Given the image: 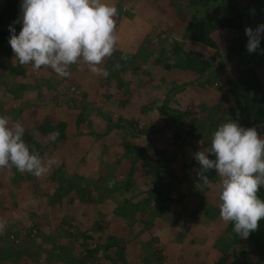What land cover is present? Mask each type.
I'll return each mask as SVG.
<instances>
[{
  "label": "crops",
  "instance_id": "1",
  "mask_svg": "<svg viewBox=\"0 0 264 264\" xmlns=\"http://www.w3.org/2000/svg\"><path fill=\"white\" fill-rule=\"evenodd\" d=\"M15 1L21 4V0H15ZM152 1L154 3H157L156 0H152ZM153 2L151 3V0H101V3H105L109 6H115L118 11L117 16L119 19L117 17L114 18L116 20V28L113 32V35L117 37L116 43L114 44V49H115L114 52L116 51V53H120L122 55L128 54L127 56L130 61V67H128L127 69L126 72L127 80L125 82L118 80L115 76L116 74L120 75L122 73V69L117 66V61H114V59H110L108 62L106 57L103 58L102 62L98 64L96 68L106 70L108 72V75L113 74L114 78L110 82L106 80V77L108 75L105 77L102 74H96V73L94 74H96L95 76L97 78L92 76L90 78L91 80L90 81L88 80L89 79L88 77L90 76L89 74H82L76 72L75 69L77 68V66L76 64H72L70 65V70L72 72L71 79L73 80V82L76 83V85L75 86L71 85L69 86V88L64 86L62 88L60 85L57 84L55 85L56 89L54 88L53 90H51L50 85L46 84V78L47 76L50 75L48 71L44 70L46 66H41L40 70H34L33 68L31 69L29 66V70H27L26 68H25L26 70L23 69L24 76L16 77V79L13 80L11 85H8L7 83L8 86L5 85L2 86V80L0 79V116H7L9 118L10 127L14 126L17 122H19L21 125H23L25 129L24 133L33 130L34 136L32 135L31 132L30 133L34 138V140L37 134L41 135L42 136L41 137L42 140L40 143L41 146H48L49 144H52V141H54V135L52 133L41 134L42 132L40 130H36V128L40 124H42V122L45 119H47V117L48 120L50 121L63 122L65 125L63 129L59 132L63 135V138L58 140V143L55 145H58L59 143L64 141L67 143V151H69L70 153L77 152L78 154L81 155L84 153V151H82V149H79L76 146V140L81 141V143H85V144L88 143L86 138H84L85 134L92 135V133L93 134L97 133L102 135V133H105L106 136L113 137L116 136V132H117L116 128L113 126L114 124L118 123L119 127L121 126V124H123L124 126L125 125L124 122L130 123L133 121H137L138 124L141 118L145 120V123L148 126V124L151 123L149 119H151L150 117L152 116V112L151 113L148 112L150 111L151 108L148 107H150V103L153 102L154 99L149 101L146 96L148 92V85L145 84L147 82L146 77H144V79H141L143 80L142 81L143 85L142 83L139 84L137 82L139 78L142 75H144L142 74L143 70L150 72H152V69L160 70V65H159L160 59H157V57L153 53H158L160 47V40H163L162 35L164 33L161 31V25L163 24V22L161 20L154 19L155 18L154 14L156 11L155 8H157L159 12L162 13V15L163 14L165 15L166 13L173 11L170 10L169 6L166 7L165 5H159L160 3H158V5L156 6L155 4H153ZM152 5L155 6L153 7ZM3 7H4V1L0 0V12L2 11ZM164 15L162 17H164ZM119 20L121 21L120 23ZM171 23H172L171 21H166L164 23L166 25L165 26L166 29L168 28L167 25ZM20 28L21 25L19 24V30L17 34L19 33ZM154 46L156 48H154ZM77 62L82 63L86 61H84L83 57L81 56L78 57ZM28 71H30L31 75L28 74ZM4 72L7 73L6 69L4 70ZM56 76L59 77V75ZM136 88H141V92L138 93L136 91ZM89 92L92 95L91 100H90ZM155 92L152 93L154 94ZM169 92H171V96L174 99L176 95V89H172ZM133 95H138L139 97L131 100ZM101 97L103 98L101 99ZM172 101L167 102L166 104H162V106L167 105L168 107L167 111L169 112L172 111L177 112L174 109V105L172 104ZM72 102H76V104H73ZM91 102H93L94 104H90ZM100 103L101 105H99ZM110 104L115 110L113 112H108V113L103 112L102 108ZM32 105L36 106V109H33ZM186 107L189 106L185 104L182 107V109L185 110L190 108V107L189 108ZM129 108H132L134 111L128 112ZM60 109L63 110V116L57 118L54 115H52L53 113H57V111H60ZM126 109H127V113L125 112ZM153 110L155 113L156 109L154 108ZM105 115L110 116L109 119H106L107 121L106 125L108 123L111 124L108 130H105V128L102 126L103 124L101 117L104 118ZM155 115L157 120H159L158 117L160 114L157 112V114L155 113ZM80 118H81L79 122L80 125L78 126L77 123ZM113 118L114 120H116V123H112L111 120ZM82 119L84 122L82 121ZM141 133H143V131ZM138 139H139V135L137 136V140ZM36 141L37 140H35V142ZM55 151H57V149L53 150V152ZM157 155L159 156V158H161L162 165L164 168V169L161 168L160 169L161 171H165L167 173L171 171L174 175L180 174L185 171L184 170L181 172L180 170L181 167L180 165L182 163L186 164L187 167L191 168V166L189 165V163L192 162V160L189 158V156L190 157L192 156L191 153H189L188 155V152L185 151L176 152L175 150L168 153L167 150H164L163 153H158ZM154 156H156L155 151H153V157ZM169 159L171 160L169 161ZM131 166L132 165L129 164V167L127 168V172L125 174L126 176L130 171L133 172L134 168ZM196 166L198 167L197 163ZM107 170L109 169L104 167L105 173L106 172L108 173ZM143 171L146 173L145 176L149 180L148 184L146 183L148 181L142 182L147 188L152 180L149 178L147 171L144 169ZM95 172H98V169L95 168L94 170H92V173ZM19 173L20 172L14 166L11 168H0V207H4L5 203H8L13 208V211L9 213L10 214L9 219L6 216L3 217L5 218L3 221L2 219H0V226H2L0 227V231L3 229L1 231V233L3 234L2 235L3 238L6 237L5 234H10L5 232L7 227L9 226V223L18 224L21 227V231H19V234L21 236H25L30 233L33 234L36 233L37 226L31 223V219L33 220V217L34 218L36 216L38 217L37 213L40 207L42 206V204L45 203L46 205L45 208L47 209L46 210L47 213L50 215V217H53L52 220L56 221L55 223H57V225L55 224L56 226H54V229L49 231L47 230L48 231L47 234L51 237L54 236L55 237L59 236L61 238L66 237L65 241L67 243H70V240L68 239L69 237L77 236L79 235V233H82L80 232V230H76V232L78 231L77 235L76 233L75 234L73 232L71 233L72 230L73 231L75 230V227H73L70 230L69 223H71L73 220L76 219L81 222L83 221L87 222L82 225L83 227H85V225L88 223H90V226H92L91 227L92 230L90 228V231L85 228L84 233L81 236H84L86 234H92V236L93 235L101 236L102 238L108 236L109 238V236L112 235L117 237L119 233H122L124 236L127 237V235L131 233L133 228H138L140 234L147 232L149 234L150 232L149 230L152 231L157 230L160 233L158 235L159 238H156L151 233L150 236H148V239L153 238L152 244L154 243L155 240H157L154 245H156L159 254L163 257L157 264H213L217 257L216 251L213 247V241L217 236L221 234V232L225 231L227 227H229V223H230V222H226V223L220 222V225L217 224L215 231L216 234L212 237L206 238L205 233L207 229H205L201 232V236H198L197 238H193L194 236H192L193 234L191 230L188 229L189 224H187V222H189V218L199 217L200 219L198 220L204 221L205 224L211 230L212 227L209 225L211 224V222H215L216 213L213 218H204V216L200 217V214H198L197 210H193L194 213L192 212L190 214H187L185 212H181L178 215V211L175 210L176 208H178V204H179V208L186 207V205L189 206L191 203H193L192 201L193 199L188 200L189 197H187L186 199H180L179 202H177L176 198L170 197L168 200L169 204L165 203V205L169 206V209L163 211L164 213L157 214L156 218L152 222H150L151 217L149 215L145 218L140 217L139 215H134L133 218L129 217V219L124 220V221L126 220L129 221L128 226L122 224V227L117 228L116 230L117 232H115V230L111 231L112 225H111V229H108V224H109L108 219H114L116 216L114 217L113 215L112 216L109 215V217L107 218L105 214V216L103 217L106 218H103L102 215H99V212H93L94 210L104 211L106 207L105 205H110L112 203V201H110L108 197H102L101 194L99 195L95 194L96 196H94V193L91 192L90 196L84 198L86 201L88 200L89 207L86 208L83 206L81 202H78L80 206H83V208L81 209L76 208L77 212L80 211L79 215L73 218L72 220H70L69 218L70 212H68V214L64 212L70 211L68 210L69 208L67 206H71L70 203V201H72L71 199L70 200L69 198H67V200L64 198L56 199L49 195H47V197H37L36 189L42 187V185L38 182L26 183V180L23 179L22 175ZM133 173H132V181L134 184L137 185L142 180L138 181L135 176L136 174ZM118 177L120 178L121 176L118 175ZM208 177H209V181H211L212 183H211V187L205 185L207 186V188H205V192L209 190L211 191L210 199L209 196L206 199H204L202 196H199V200L196 197H194L198 200V203L194 208L197 209L199 208L201 212L204 209L215 210L212 209L214 204L216 205L217 203L218 205L220 202L219 194L217 195V193L219 192V188L221 185V178L217 180V179H213L214 176H208ZM87 179L88 180H85V182L91 184L94 183L95 190L102 188L101 186L102 181L98 180L97 178L92 179L91 177L90 178L88 177ZM3 183H6L5 188L8 191H10L7 193V195L11 194V196L10 195L5 196L4 190H1L2 189L1 185H3ZM187 184L189 185V187L187 186L186 191L191 192V197H193V193L196 192V190L192 189L189 181L187 182ZM80 186L83 185L81 184ZM177 190H179V188H177ZM151 194L153 193L151 192ZM13 196L15 198L12 201ZM97 196L98 197L100 196L99 197L100 201L96 200L98 198ZM76 199L80 200L78 197ZM108 201H110V204L108 203ZM54 203H56L57 205L64 204L63 206L66 205V207L64 208L56 207V209L54 207L47 208V206H49L50 204L54 205ZM93 207H98V209ZM176 214L179 216V219L175 224L174 223L172 224V221L176 217ZM4 221H9V222H7L6 225H4L3 224ZM97 221L105 222L104 224L107 227V233L106 232L103 233L100 230L95 229L94 224ZM62 222L66 224L64 225L62 224ZM147 224H149L148 227H146ZM181 226L185 228H182ZM179 235H181L182 237L179 238ZM82 240L83 238L80 240H76V243L72 245L74 246L73 250L75 252L78 250L80 251V249H83L84 250L83 252L91 250L89 245L84 244L81 246V243L83 242ZM103 240L106 241V239ZM97 241L98 239L97 240L95 239L92 242L90 241L87 242L88 244L91 243L96 244ZM123 242H126V240ZM70 244H68L67 247L65 248L67 250L66 253L68 255L71 253V251H69ZM206 244H209L211 249H203L202 247ZM131 245L132 244L125 243L122 244V247H119L118 244L119 247L118 249L120 250L121 254L117 256L119 262L116 264H152V259L155 256H157L155 254V249L152 248L153 247L152 245H148V243L147 244L144 243L141 246H138V244L135 243L133 245L134 248H132ZM97 247L98 246H95V249H98ZM138 250L141 253V256H143L142 253L145 252H149V254L146 257L145 256L139 257V255H136ZM239 250L240 247H237L236 245L230 242L227 253L230 256L236 255ZM0 252L2 251L0 250ZM41 253H40L41 257L45 256L44 254H46L45 251L42 250ZM99 253L100 252L97 251V255L94 258H89V260L91 261V263L89 264H93V262L98 260L100 257H102V261L100 262L98 260L99 262L98 264L109 263L108 261L109 258H103V255ZM109 253L111 252L108 251V254ZM111 256L112 255L110 254L109 257ZM144 257L148 259H146L145 261L140 260V258H144ZM4 259H2V257L0 256V260H2L0 261V264H8V262H4L5 261ZM10 261L11 263H13V259H11ZM79 262L80 260L74 261L75 264H79ZM153 264H156V262Z\"/></svg>",
  "mask_w": 264,
  "mask_h": 264
},
{
  "label": "rangeland",
  "instance_id": "2",
  "mask_svg": "<svg viewBox=\"0 0 264 264\" xmlns=\"http://www.w3.org/2000/svg\"><path fill=\"white\" fill-rule=\"evenodd\" d=\"M152 2L153 1L151 0V3ZM159 3H160L159 5H164V3L162 4V2H159ZM262 3H263V5H261ZM153 4H155L156 6L158 5V3H154V2H153ZM218 4H220V7L225 6V5H231V6L235 5L236 6L235 8L240 13L243 14L244 20H243V24L241 27L240 36L247 37L245 35V28L246 27H252L253 29H255L258 24H264V0H223V1H218ZM155 5H152V6L154 7ZM208 6L206 5L205 8L201 7L200 13L198 14L203 19L213 21L217 16H220V15H227L228 14L227 16H230V12H227V10L221 11V9L219 7H217L220 10V11H217L214 8L212 9V6H210V8H208ZM252 9L259 11L257 16L252 15V11H250ZM170 10H173V11L168 12L167 14L164 15V17L159 18V20H161L163 23H165L166 21H171L173 23L172 31H174V33H176V32H180L182 30L181 32L183 34V25H185V23H187L189 21L191 12L188 9H185L184 7H179V8L176 7L175 9L170 8ZM117 18H118V16H117ZM120 22L121 21L119 20V23ZM163 33L164 34L162 35V38L170 37V39H171L170 41H176L178 44L177 48L181 49L182 52L192 51L193 53L200 55V57L206 61L210 60L213 55H215V54L216 55H215L214 60H213L212 69L210 71L206 72L204 74V76L199 74V78L195 74L196 72L194 71L196 65H194L193 67H190V65L186 64V65L182 66L183 65L182 64V65L178 66V68L171 69L172 72L166 73L164 76H161V72L159 70L155 72V70L152 69L151 74L153 73L154 76H152V81L150 80V82H148V84H147L148 85V92L146 94L149 101L154 99V101L151 102L150 104H166L167 102H171L173 100L172 104L174 105V109L180 113L184 112L182 107L185 104L187 106H189L190 108L196 109L197 110V111H195L196 113L199 112V108L203 104L206 106L215 105L213 108V112L211 114V120H216L217 128L220 124L228 122V120L231 119L232 115L228 112L227 113L224 112V114L222 116H220V113H219L220 107L219 106L221 103L218 101V93H217V89L220 90L225 85V79L222 75H220V69H217V66L221 65V64H227L226 68L230 67L229 63H227L228 52L224 48L225 45L223 43V42L227 43V38H228L225 35L224 31H221V32L216 31L213 33V35H216L218 37L217 43L220 44V46L218 47L219 49L217 50V51H219L218 53H215L214 50L209 49L202 44L186 40L185 37H178L176 35H174L172 37L170 32H168L169 34L166 32H163ZM262 39L264 40V38H262ZM170 41L163 44V47H164L163 55L164 56H168L169 54L175 53L174 50L171 48L172 44ZM6 48L8 49V47H6ZM154 48H156V47L154 46ZM177 51H178V49H177ZM127 55L126 54L122 55L120 53H116V51H115V52H113V54L110 57L106 56V59L108 62L110 59H114V61H117V66L122 69V73L120 75H118V74L115 75L116 78L122 82H125L127 80L126 72H127L128 67H130V61H129ZM10 58L14 64V66L17 62V66L21 69L26 68L27 70H29V66L32 69L31 65H22L19 63L18 60H15L13 52L11 53ZM157 59H159V58H157ZM97 65H90L87 62H82V63L76 62L77 68L75 69V71L78 73H82V74H89L90 76L88 77L89 78L88 80H90V78L92 76L97 78L95 76L96 74H94L93 72L90 71V69L92 67H97ZM67 67H68V71H69V77H61V76L58 77V76H56L58 74H56L54 71H52L49 67H46L44 69L50 73V75L47 76V78H46V84L50 85L51 90H53L54 88L56 89L55 85H57V84L60 85L62 88L64 86L69 88V86H71V85H74V86L76 85V83L73 82V80L71 79L72 72L70 70V65ZM255 71H256L257 76L259 77L260 81L264 84V77H263L264 72H261L260 69H255ZM28 74L31 75L30 71H28ZM2 79H3L4 84H7V83L10 84L13 82V80L16 79V77H14L12 75L10 77H3ZM101 84H102V82H101ZM2 86H3V84H2ZM68 88H66V89H68ZM174 88L176 89V95H175V98L173 99V97L171 96V92H169V91L166 92V91L174 89ZM165 89H166V91H165ZM136 91L138 93H140L141 88H136ZM152 92H155V93L153 94ZM89 96H90V100H91L92 95L90 94V92H89ZM137 97H139V96L133 95L131 100L136 99ZM102 98L103 97H101V99ZM72 103L76 104V102H72ZM90 104H94V103L91 102ZM180 104H183V105H180ZM99 105H101V103ZM189 107H186V108H189ZM114 110L115 109L111 106V104L108 106H104L102 108V111L105 113L113 112ZM133 111L134 110L132 108H129V110H128V112H133ZM144 111H145V109H144ZM125 112L127 113V109L125 110ZM52 115H54L57 118H60L61 116H63V110L60 109V111H57V113H53ZM152 117L156 118L155 113H154V115L152 114V116L150 118H152ZM109 118H110V116L108 115L107 119H109ZM158 118H159L158 121L166 123V127L161 128V129H152V131L149 133L147 132L149 126H147V124L145 123V120L143 118H141L140 122L138 124H136L135 127H133V128L130 125H126V123L124 126H123V124H121L122 127L121 126L117 127L118 129L115 127L117 132H116V136H113V137H108L105 135V133H102V135L97 134V133L96 134L92 133V135L85 134L84 138H86L88 143L85 144V143H81V141H79V140H76V146L79 149H82V151H84V153L82 155L78 154L77 152L70 153L69 151H67V143L64 141L59 143L58 145H56L57 151H55L53 153H49V154L43 152V155H41L42 159L40 160V164L38 165V167L43 169L44 171H42L41 176L39 178H37V182L40 183L42 185V187H39L36 189L37 197H47V195H49V196H54V197H56V196L61 197V198H64L66 200H67V198H69V200L71 199L72 200V201H70L71 206H67L69 208L68 210H70V211H65L64 213L68 214V212H70L69 218H70V220H72L73 218H75L79 215L80 211L77 212V209H81V208H83V206L86 208L89 207L88 206V200L86 201L84 198L87 196H90L91 192L94 193V196L101 194L103 197L106 196L109 199L110 193L107 190L108 187L102 186V188H105L106 190H103L102 188L95 190L94 183L91 184V183L85 182V180H88L87 179L88 177L89 178L91 177L92 179L97 178L98 180L102 181L103 176L108 177L109 175H111L112 179H113L112 182L114 184L116 183L117 185H120V184H122V181L126 177L125 174L127 172V168L129 167V164L131 162L130 160H135L133 165L131 166L134 168L133 172H135V173H133V174H136L135 176H136V179L138 181H140V180H142V182L148 181V182H146L148 184L149 180L146 178V176H145L146 173L143 171L144 159L149 158L148 161H153V159H155V156L153 157V151H155L156 156H157L158 152H156V151L158 149L163 148V149H166L168 151V153H170L173 150H175L176 152L185 151V152H188V155H189V153H191L192 156L191 157L189 156V158L192 160V162L189 163L191 168L188 167L189 168L188 169L186 167L185 171L179 174V178H181L180 180L176 179L175 177L170 180L169 186L171 187L172 191L169 193L168 199H166L164 197L162 198L160 195H158L157 201H154L155 206L160 207L162 205H165V203L169 204L168 200L170 197L176 198L177 202H179L180 199H186L187 197H189L188 200L193 199L192 200L193 203H191L189 206L186 205V207H182V208H179V204H178V208H176L175 210L178 211L179 213L185 212L187 214L194 212L193 210H197V212L200 213L201 212L200 209L199 208L197 209L194 207L198 203L199 196H202L204 199H206L209 196V199H210L211 191L209 190V191L205 192V188H207V186H205V185H208V187H211L212 182L209 181L207 184H205L199 179V177H198V170L199 169L198 168L200 166L194 159V153L197 151H206L207 140L205 139L203 142L201 140L196 139V140H191L189 143L190 144L189 146L181 145V141L183 140L184 135L187 133L186 124L187 123L191 124V122L187 121L184 123L185 125L182 124L181 122L172 123L171 121H168L167 118L162 114H160ZM45 120H48V117ZM80 120H81V118L79 119V121L77 123L78 126L80 125L79 124ZM82 121H83V119H82ZM111 121H112V123H116V120H114V118ZM233 122H237L241 126L243 124L241 121V117L239 115H236V118L233 120ZM128 124H130V123L128 122ZM119 128H121V129H119ZM142 131L144 133H141ZM139 132L141 134H139ZM152 132H154V133H152ZM33 133L34 132H32V135L34 136ZM138 134H139V139L137 140ZM100 136H101V139H100ZM41 137L42 136L39 134H37L35 136V140H37L36 142L38 145L41 143V140H42ZM263 138H264V136H263ZM92 140H94V141H92ZM122 143L128 144L129 146H133L134 144L138 145L139 147L145 149V151L143 152V154H135V153H133V151H127L126 149H124V147L122 146ZM102 149H105V153L102 151ZM106 152H107V154H106ZM196 163H197L198 167L196 166ZM104 167L109 169L108 170L109 173H103ZM95 168L98 169V172L92 173V170H94ZM19 174H21L22 178L26 180V183L35 182L36 176H34L33 174L21 173V172ZM19 174H17V175H19ZM118 175H120L121 177L119 178ZM211 175H214L217 180L220 179V177L218 176V174L216 172L211 174ZM188 181H189L192 189L196 190V192L193 193V197H191V192L186 191L187 186H188V184H187ZM81 184L83 186H80ZM84 184H85V186H84ZM219 184H220V182H219ZM89 185H90V187H89ZM160 185L161 184L156 185V188H150L149 190L147 189L146 191H144L143 187L137 185V187H135L133 190V194H129V193L126 194V198L130 202H133V203H135L137 201H143L142 199L147 198V195H146L147 192L148 193H151V192L155 193V192H157V190H160L163 192V187ZM1 186H2L1 190H4L5 196H9V195L11 196V194L7 195V193L10 191H8L5 188L6 183H3V185H1ZM218 187H219V185H218ZM177 188H179V191L182 194L180 196V198L178 196V193L177 194L175 193ZM186 192H187V194H186ZM218 194H219V192L217 193V195ZM77 197L80 200L76 199ZM99 197L96 200L100 201ZM194 197H196L198 200ZM113 200H117V199L115 197H113L112 203L110 205H105L106 207H105L104 211L94 210L93 212H99V215H102V217L105 216V214H106L107 218L109 217V215L110 216L113 215L114 217L116 216L114 219H108V223H109L108 229H111V225H112L111 231L115 230V232H117L116 231L117 228H121L122 224H124V219H122L118 215L114 214L112 210L114 207H117V210H118L120 208H123V206H125V205L127 206V204L124 202V198H122L118 201H113ZM78 202H81L83 204V206H80ZM44 205H45V203H43L42 206L40 207V209L37 213L38 217L36 216L35 218L33 217V220L31 219V223L33 225L37 226V229H36L37 232L36 233H34V234L30 233V234H27L25 236H21L19 233H15V232H13V230H11L12 234H15L16 236L13 235L14 237H11V234L10 235L5 234L6 237L3 238V236H2L3 234L1 233V231L3 229L0 231V233H1L0 234V250L2 251V252H0V254L3 255V257H5V256L9 257V262H10V259H13V263H11V264L43 263L42 258L46 259V256L41 257V255H40L39 258L36 257L37 251L35 252V249L40 247V245L42 244L41 239H42V237L45 236V237H48L49 239L52 238L53 240H55L56 245H62L64 250L67 247V245L71 243L69 245V248H70L69 251H71V253L69 255L67 254V257L69 259V260H67L68 262H54V261L52 262L51 259H55V255H53V256H51V258L47 256L46 264H75L74 261H79V260H80L79 264L91 263L89 258H94L97 255V253L94 255V253H92L91 250L83 252L84 251L83 249H80V251L78 250L75 252L73 250L74 246H72L76 243V240L82 239L83 236H81V235H83L85 228L90 231V228L92 227V226H90V223L86 224L85 227H83L82 225L84 223H87V222H84V221L81 222V221H78L77 219L73 220L71 223H69L70 230L73 227H75V230L74 231L72 230L71 233L73 232L74 234L76 233V235H77L78 231L76 232V230H80V232H82V233H79V235H77V236L69 237L68 239L70 240V243H67L65 241L66 237H64V238H61L59 236L58 237H55V236L51 237L47 234V232L49 230L54 229V226H56L57 223H55L56 221L52 220L53 217H50V215L46 211L47 210L45 208L46 205L45 206ZM63 205L64 204L57 205L56 203H54V205L50 204L49 206H47V208L54 207L56 209V207H60V208L66 207V205L65 206H63ZM0 208L2 209V210L0 209L2 221L5 219V218H3L4 216H6L9 219V217H10L9 213H11L13 211L12 206L8 203H5V206L0 207ZM93 208L98 209V207H93ZM215 211H216V220H215L216 223L211 222V224L209 225L212 227L211 230L205 224L204 221L198 220V219H200L199 217L189 218V222H187V224H189L188 229L191 230V232L193 234L192 236H194L193 238H197L198 236H201V232L205 229H207L206 233H205L206 238L212 237L216 234L215 231H216L217 224L220 225V222L226 223L220 216L219 206L215 209ZM162 213H164V212L162 211ZM134 215H139L140 217L145 218L150 214H147L146 210H143V211H137L136 210L134 212ZM106 217H103V218H106ZM200 217H202V216H200ZM7 222H9V221H4L3 224L6 225ZM104 223L105 222H101V221L95 222V224H94L95 229L100 230L103 233H105V232L107 233V227L105 226ZM231 223L232 222H230L229 225ZM62 224L65 225L66 223L62 222ZM194 224H196V225H194ZM181 227L185 228L183 226H181ZM91 230H92V228H91ZM149 231H150L149 234H148V232L140 234L138 228H133L131 233H129L130 235L128 234L127 237L124 236L122 233H119L118 234V236H119V241H118L119 247H122V244H125V243L132 244L131 245L132 248H134L133 245L135 243H137L138 246H141L144 243H146V244L148 243V245L153 246L152 248L155 249V254L157 255L152 259V264L155 262H156V264L159 263V261L163 257L159 254V251L157 250L156 245H154L157 240H155L154 243L152 244L153 240L148 239V236H150V233H151L156 238H159L158 235L160 233L157 230L156 231L149 230ZM107 238H108V236H106L102 239H107ZM111 239L112 238H110V241L114 242L113 239L112 240ZM125 240H126V242H123ZM131 246H129V247H131ZM202 248L203 249H211L209 244L204 245ZM120 249H123V248H120ZM43 253H41V254H43ZM148 254H149V252L142 253V255L145 257ZM136 255H139V257H143V256H141V253L139 252V250L137 251ZM61 257H62V255H61ZM145 257L140 258V260L145 261L146 259H148ZM98 260L101 262L102 257H100ZM98 260L93 262V264H98L99 263ZM108 261H109L108 264H116L119 262L117 257L114 255L109 257ZM14 262H16V263H14ZM261 264H263V263H261Z\"/></svg>",
  "mask_w": 264,
  "mask_h": 264
},
{
  "label": "trees",
  "instance_id": "3",
  "mask_svg": "<svg viewBox=\"0 0 264 264\" xmlns=\"http://www.w3.org/2000/svg\"><path fill=\"white\" fill-rule=\"evenodd\" d=\"M4 1V7L2 11L0 12V79L2 80V84L5 86L11 85V83L8 85L3 83V77H23L24 76V70L19 68L17 66V62L14 66V64L10 60V55L12 53V49L9 45V37H10V30L9 25L12 24L13 21H15L18 16H21V9H20V3L16 2L15 0H3ZM162 2L167 7L175 9L176 7H184L185 9H188L190 13V19L185 25H183V34L182 30L180 32L174 33L172 31L173 29V23L167 25L168 28L166 29V25L163 23L161 25V31L163 32H170L172 37L174 35L178 37H185L186 40H189L191 42H196L199 44L204 45L205 47L214 50L215 53H218L217 51L220 46L219 43H217L218 37L216 35H213L216 31H224L227 38V43L223 42L225 45V49L228 52V60L227 63H229V68H226L227 64H221L217 66V69H220V75H222L225 79V85L219 90L217 89L218 93V101L220 104L219 113L220 116L224 114V112L230 113L231 121H233L236 118V115H239L241 117L242 121V127L249 128V127H255L257 129V132L261 138L264 136V84L260 81L259 77L257 76V73L255 69H260L261 72H264V55L259 54V50L254 53H248L246 45L248 42V37L240 36L241 27L243 24L244 16L242 13H240L234 6L231 5H225L221 6L218 4V1L223 0H156L157 3ZM181 3V4H180ZM212 6V9H216L217 11H220L217 7H219L222 10H227V12H230V16L227 15H220L217 16L213 21H209L206 19H203L198 14L200 13L201 7L205 8V6ZM263 5V3L261 4ZM155 20H159L163 15L157 8H155ZM162 10V8H161ZM164 10V9H163ZM260 10V9H259ZM259 13L258 10H255L252 12L253 16H257ZM167 14V13H166ZM16 29V34L19 30V23L13 25ZM169 34V33H168ZM215 37V38H214ZM170 37H165L163 40H160V47L158 50V53H153L157 58L160 59V72L161 76H164L166 73H171V69L178 68V66L182 65H190V67H193L196 65L194 72L198 78L199 74L204 76V74L208 71H210L213 67V60L215 55L212 56V58L208 61L204 60L200 57V55L193 53L192 51L188 52H182L181 49L177 48V42L176 41H170ZM171 42V48L174 50L175 53L169 54L168 56L163 55V44L166 42ZM8 47V49L6 48ZM260 48L264 49V40L261 39ZM180 52H178L177 51ZM157 52V51H156ZM5 62V63H4ZM154 62V61H153ZM6 69L7 73L4 72ZM170 70V71H169ZM214 70V69H213ZM158 71L155 70V72ZM175 72V71H174ZM6 73V74H5ZM142 75L137 83H142L144 77H146V85L150 80L152 81L153 73L151 74L150 71L143 70ZM264 77V76H263ZM114 78L113 74H110L106 77V80L110 82ZM161 78V77H160ZM143 85V83H142ZM165 88V87H164ZM175 89V88H174ZM172 90V89H171ZM171 90H167L171 91ZM155 105V106H154ZM150 104L151 108L149 113L152 112L154 115V108L156 109L155 113H160L164 115L168 121H171L172 123H179L181 122L184 124L185 122H191V124H186V131L187 133L184 135L183 140L181 141V145H187L189 146L191 140H201L204 142V140H207V149L211 146V136L212 133L217 129L216 120H211V114L213 112V108L215 105L212 106H206L201 105L199 108V112L196 109L189 108L183 110V113L179 112H169L167 111L168 107L162 106V104ZM33 106V105H32ZM31 106V107H32ZM153 106V109H152ZM33 109H36V106H33ZM103 115V114H102ZM107 116L105 115L102 119V126L105 128V130H108L109 128L107 126H110L111 124H107ZM150 122L148 124L149 128L147 132H151L152 129H161L166 127L165 122H160L157 120V118L152 117L150 119ZM167 122V121H166ZM127 125H130L132 128L135 127L137 124V121L130 122H124ZM63 122H55V121H48L44 120L42 124H40L36 130H40L39 132L41 134L43 133H52L54 135V141H52V144H49L48 146H41L38 145L34 138L32 137L31 133L33 130L24 133L23 140L26 143V145L29 147L30 154L34 151L35 153L39 154V159L41 160V155H43V152L49 154L53 153V150L56 149V145L58 143V140L63 138V135L59 133L63 127ZM185 125V124H184ZM114 127H119V124H114ZM151 127V128H150ZM118 129V128H117ZM31 132V133H30ZM144 133V132H143ZM154 133V132H152ZM139 134H141L139 132ZM138 134V135H139ZM54 144V145H53ZM122 146L127 151H133L135 154H143L145 149L139 147L138 145L129 146L128 144L122 143ZM143 149V150H142ZM166 149H158L156 152L163 153ZM102 151L105 153V149H102ZM103 153V154H104ZM206 155H209L206 151ZM210 159H214V156L209 155ZM149 158L144 159L143 168L147 171L149 178L152 180L150 182V185L146 188V186L141 182H139L137 185L143 187L144 191L150 188H156V185L161 184L160 186L163 187L164 191L157 190V192L151 194L146 193L147 198L142 199L143 201H137L135 203L130 202L126 198V194H133V190L135 187H137L136 184L132 181V173L129 172L126 176V178L122 181V184L117 185L114 184L112 181V176L109 175L108 177L103 176L102 184L101 186L108 187V192L110 193L109 200L112 201L113 197H115L118 201L122 198H124V202L127 204V206H123V208H120L117 210V207L113 208V213L118 215L122 219H129L133 218L134 212L137 211H143L146 210L149 216L151 217L150 222H152L157 214H161L162 211H165L169 209V206L162 205V206H155V202L157 201V196L160 195L162 198L168 199L169 193L172 191L171 187L169 186V182L174 177L178 180L179 174H173L171 171L169 173L165 171H161L160 169L163 168L161 158L159 156H155V159L153 161H148ZM171 159H169L170 161ZM130 165H133L135 160H130ZM181 172L186 169V164L180 165ZM188 168V167H187ZM164 169V168H163ZM108 171V170H107ZM199 171V170H198ZM105 173V172H104ZM107 173V172H106ZM109 173V171H108ZM215 173V170H210L207 175L208 176H214L211 175ZM177 175V176H176ZM37 178L35 179V182H37ZM213 179H216L214 176ZM34 181V180H33ZM182 181V180H181ZM189 187V185H188ZM103 190H106L105 188H102ZM175 193L180 196L182 195L179 190H176ZM57 195V194H56ZM163 195V196H162ZM258 197L264 200V185L261 186L259 192L257 193ZM125 196V197H124ZM54 197V196H52ZM103 197V196H102ZM106 197V196H104ZM14 196L12 197V201L14 200ZM56 199H60L61 197H54ZM153 199V200H152ZM110 201L108 203L110 204ZM220 203V202H219ZM219 205V204H218ZM217 203L214 204L212 209H216L218 207ZM165 208V209H164ZM209 209V208H208ZM194 213V212H193ZM216 211L215 210H203L202 212L198 213L200 216H204V218H213L215 216ZM180 213L178 212V215ZM176 214V217L172 221V224L176 223L179 219V216ZM2 218L0 214V219ZM175 221V222H174ZM129 221H124V225L128 226ZM149 224L146 225L148 227ZM184 225V224H183ZM234 224L231 223L229 227L219 236H217L213 241V247L216 251L217 257L213 264H264V219H262L259 222V227L255 232H252L249 234L247 238H241L239 235H237L233 231ZM11 230L15 233H19L21 231V227L18 224H10L7 227L6 231L7 233L11 234V237L16 236L15 234H12ZM8 234V235H10ZM14 235V236H13ZM182 237L179 235V238ZM82 245H89L91 252L94 253V255L99 251L101 255H103V258H109V255L119 256L121 254L120 250L118 249V241L119 237L109 236V238L105 240L102 239L101 236H95L92 234H86L83 237ZM110 238L113 239L114 242L110 241ZM97 240V243H91L88 244L87 241H94ZM111 239V240H112ZM153 239V238H150ZM55 240L48 237H42L41 239V245L39 248L35 249L36 257H40L41 250L45 251L46 259L42 258L43 263H36V264H46L47 256L51 258V256L55 255V259H51L52 262H67V250L63 249L62 245H56ZM233 243L237 247H240V252L238 251L236 255H229L227 253V250L229 249V244ZM50 243V244H49ZM115 244V245H113ZM50 246V249H49ZM95 246H98V249H95ZM100 246V248H99ZM48 248V249H47ZM64 250V251H63ZM108 251L111 253L108 254ZM62 255V257H61ZM2 259H4V262H9V257H4L0 254ZM67 257V258H66ZM252 258V259H251ZM254 258V259H253ZM66 259V261H65ZM11 260V259H10ZM121 260V259H120ZM2 261V260H0Z\"/></svg>",
  "mask_w": 264,
  "mask_h": 264
},
{
  "label": "clouds",
  "instance_id": "4",
  "mask_svg": "<svg viewBox=\"0 0 264 264\" xmlns=\"http://www.w3.org/2000/svg\"><path fill=\"white\" fill-rule=\"evenodd\" d=\"M20 9L22 15L9 25V45L22 65H31L35 70L46 66L61 77H69L67 66L76 64L78 57L97 65L115 50V6L101 0H21ZM17 23L21 25L18 34L13 26ZM245 35L248 53L259 50L264 55L260 48L264 24L255 29L246 27ZM90 71L108 75L96 67ZM24 132L19 122L10 127L9 118L0 116V168L14 166L21 173L40 177L44 170L38 167L39 154H30ZM206 151L215 159H210ZM206 151L194 153L200 166L198 177L207 184V173L215 170L221 178L220 216L234 224L237 235L247 238L264 219V200L257 195L264 185V138L255 127L245 128L229 119L212 133L211 146Z\"/></svg>",
  "mask_w": 264,
  "mask_h": 264
}]
</instances>
